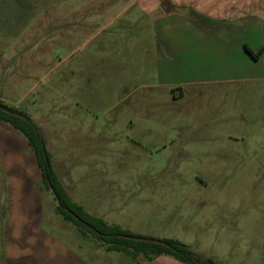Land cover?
I'll use <instances>...</instances> for the list:
<instances>
[{
    "label": "rangeland",
    "instance_id": "374dc122",
    "mask_svg": "<svg viewBox=\"0 0 264 264\" xmlns=\"http://www.w3.org/2000/svg\"><path fill=\"white\" fill-rule=\"evenodd\" d=\"M137 6L0 0V100L36 122L64 187L93 216L220 264H264V66L141 107L127 95L157 76L141 66L140 24L126 26ZM38 196L30 246L10 251L2 233L0 264H152L84 236L43 183Z\"/></svg>",
    "mask_w": 264,
    "mask_h": 264
},
{
    "label": "crops",
    "instance_id": "0c3cea01",
    "mask_svg": "<svg viewBox=\"0 0 264 264\" xmlns=\"http://www.w3.org/2000/svg\"><path fill=\"white\" fill-rule=\"evenodd\" d=\"M136 2L138 8L126 26L140 24L137 39L141 50L149 51L141 66L157 76V81L143 77L144 81L132 91L134 94L127 95L141 107L173 106L191 88H217L215 85L240 81L245 72L264 66V51L258 57L248 51L249 48L257 54L264 47V0ZM123 12L124 9L114 12L107 25ZM177 89L180 95L175 92ZM21 133L0 120V242L5 233L8 250L20 253L30 246L34 229L32 208L34 204L39 206L42 190L41 170L28 139ZM6 259L14 257L5 254ZM150 262L184 264L170 255Z\"/></svg>",
    "mask_w": 264,
    "mask_h": 264
},
{
    "label": "trees",
    "instance_id": "16d2710c",
    "mask_svg": "<svg viewBox=\"0 0 264 264\" xmlns=\"http://www.w3.org/2000/svg\"><path fill=\"white\" fill-rule=\"evenodd\" d=\"M248 51L252 56L258 57L264 51V47L257 54L249 48ZM0 120L11 124L28 139L42 173V183L53 193L58 203L57 214L74 223L84 236L91 233L106 245L107 250L124 252L133 259L143 255L152 261L161 255H170L184 264H220L211 258H204L179 239L139 237L124 231L118 225L108 224L102 217L89 214L65 190L51 162L46 141L39 126L23 113L6 106L2 100H0ZM122 235L140 239H131Z\"/></svg>",
    "mask_w": 264,
    "mask_h": 264
},
{
    "label": "water",
    "instance_id": "95a60500",
    "mask_svg": "<svg viewBox=\"0 0 264 264\" xmlns=\"http://www.w3.org/2000/svg\"><path fill=\"white\" fill-rule=\"evenodd\" d=\"M122 237H128V238H131V239H140V238H137V237L126 236V235H122Z\"/></svg>",
    "mask_w": 264,
    "mask_h": 264
}]
</instances>
